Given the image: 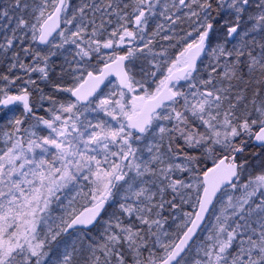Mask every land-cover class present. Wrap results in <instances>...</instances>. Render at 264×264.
<instances>
[{
	"label": "snow or ice",
	"instance_id": "1",
	"mask_svg": "<svg viewBox=\"0 0 264 264\" xmlns=\"http://www.w3.org/2000/svg\"><path fill=\"white\" fill-rule=\"evenodd\" d=\"M0 264H264V0H0Z\"/></svg>",
	"mask_w": 264,
	"mask_h": 264
}]
</instances>
